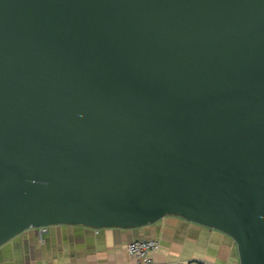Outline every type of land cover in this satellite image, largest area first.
<instances>
[{"label":"water","instance_id":"95a60500","mask_svg":"<svg viewBox=\"0 0 264 264\" xmlns=\"http://www.w3.org/2000/svg\"><path fill=\"white\" fill-rule=\"evenodd\" d=\"M167 216L264 264V0H0V246Z\"/></svg>","mask_w":264,"mask_h":264},{"label":"crops","instance_id":"0c3cea01","mask_svg":"<svg viewBox=\"0 0 264 264\" xmlns=\"http://www.w3.org/2000/svg\"><path fill=\"white\" fill-rule=\"evenodd\" d=\"M138 239L160 241L153 254L155 264H240L231 236L176 216L132 229L56 225L43 233L41 228H31L0 246V264H135L126 246Z\"/></svg>","mask_w":264,"mask_h":264},{"label":"built area","instance_id":"2783aa9c","mask_svg":"<svg viewBox=\"0 0 264 264\" xmlns=\"http://www.w3.org/2000/svg\"><path fill=\"white\" fill-rule=\"evenodd\" d=\"M46 233L48 227L41 228ZM160 247L158 239H138L129 242L126 252L131 261L135 264H155L154 252ZM186 262H169L166 264H185Z\"/></svg>","mask_w":264,"mask_h":264},{"label":"trees","instance_id":"16d2710c","mask_svg":"<svg viewBox=\"0 0 264 264\" xmlns=\"http://www.w3.org/2000/svg\"><path fill=\"white\" fill-rule=\"evenodd\" d=\"M185 264H210V263H206V262H194V261H191V262H188V263H185Z\"/></svg>","mask_w":264,"mask_h":264}]
</instances>
